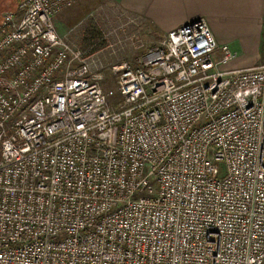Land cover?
I'll return each mask as SVG.
<instances>
[{"label": "built area", "instance_id": "obj_1", "mask_svg": "<svg viewBox=\"0 0 264 264\" xmlns=\"http://www.w3.org/2000/svg\"><path fill=\"white\" fill-rule=\"evenodd\" d=\"M76 1L0 21V264H264V64L221 68L194 19L112 66V103L56 29Z\"/></svg>", "mask_w": 264, "mask_h": 264}, {"label": "crops", "instance_id": "obj_2", "mask_svg": "<svg viewBox=\"0 0 264 264\" xmlns=\"http://www.w3.org/2000/svg\"><path fill=\"white\" fill-rule=\"evenodd\" d=\"M118 4L125 12L120 14L119 27L131 29L140 37L146 38L148 29L164 36L188 21L203 18L216 41L236 52L237 62L227 68L264 64V0H118ZM68 23L72 30L63 37L95 39L88 28L74 33L73 22Z\"/></svg>", "mask_w": 264, "mask_h": 264}, {"label": "rangeland", "instance_id": "obj_3", "mask_svg": "<svg viewBox=\"0 0 264 264\" xmlns=\"http://www.w3.org/2000/svg\"><path fill=\"white\" fill-rule=\"evenodd\" d=\"M18 4L19 0H0V21L6 11L18 13ZM121 13L125 12L119 6L118 0H77L72 6L59 12L54 19L61 36L69 30L68 22H73L74 33L88 28L90 35L96 36L95 39H69L64 36L66 38L64 39L71 45L88 50L87 53L95 52L100 66L98 71L102 75L99 83L107 94V99L112 103L119 99L116 74L112 66L124 60L134 62L138 55L148 47L160 44L164 38L163 34L153 29H148V35L143 38L139 33H132L131 29L120 28ZM92 26H95L93 30H98L100 34L104 33L106 37L92 32ZM70 35L73 34L70 32ZM218 55L219 53H215L213 56L217 58ZM236 62L235 59L230 60L222 64L221 68L231 67ZM109 91H112V94H109Z\"/></svg>", "mask_w": 264, "mask_h": 264}, {"label": "trees", "instance_id": "obj_4", "mask_svg": "<svg viewBox=\"0 0 264 264\" xmlns=\"http://www.w3.org/2000/svg\"><path fill=\"white\" fill-rule=\"evenodd\" d=\"M94 27H95V26H92V32H95L97 35L100 34L98 30H96V29L93 30ZM93 35H94V34H93Z\"/></svg>", "mask_w": 264, "mask_h": 264}]
</instances>
